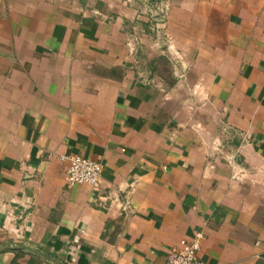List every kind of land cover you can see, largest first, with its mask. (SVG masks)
I'll return each instance as SVG.
<instances>
[{
  "label": "crops",
  "instance_id": "obj_1",
  "mask_svg": "<svg viewBox=\"0 0 264 264\" xmlns=\"http://www.w3.org/2000/svg\"><path fill=\"white\" fill-rule=\"evenodd\" d=\"M196 232L264 264V0H0V264H168Z\"/></svg>",
  "mask_w": 264,
  "mask_h": 264
},
{
  "label": "built area",
  "instance_id": "obj_2",
  "mask_svg": "<svg viewBox=\"0 0 264 264\" xmlns=\"http://www.w3.org/2000/svg\"><path fill=\"white\" fill-rule=\"evenodd\" d=\"M64 160L67 162L66 181L70 186L87 184L94 190L99 189V163L77 155H69ZM202 238V233L196 232L190 240H181L178 248L171 251L168 264H204L198 256Z\"/></svg>",
  "mask_w": 264,
  "mask_h": 264
},
{
  "label": "trees",
  "instance_id": "obj_3",
  "mask_svg": "<svg viewBox=\"0 0 264 264\" xmlns=\"http://www.w3.org/2000/svg\"><path fill=\"white\" fill-rule=\"evenodd\" d=\"M16 257H17V254H16ZM48 258H50V256H48ZM12 264H17V259L16 260H14L13 262H12ZM56 264H67V263H65V262H59V261H56ZM83 264V263H82Z\"/></svg>",
  "mask_w": 264,
  "mask_h": 264
}]
</instances>
